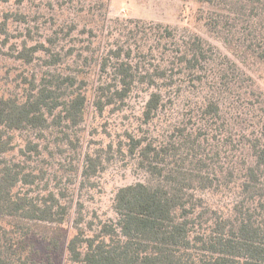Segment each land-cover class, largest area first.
Returning <instances> with one entry per match:
<instances>
[{"label": "trees", "instance_id": "trees-1", "mask_svg": "<svg viewBox=\"0 0 264 264\" xmlns=\"http://www.w3.org/2000/svg\"><path fill=\"white\" fill-rule=\"evenodd\" d=\"M192 1L211 33L264 62V0ZM78 3L90 15L105 6ZM12 15L26 19L3 14V44ZM128 21L134 25L126 27L128 36L146 38L147 47L116 41L95 53L89 42L77 52L73 46L63 52L61 40L72 38L78 28L72 20L53 29L47 43L24 38L11 47L15 59L26 64L43 52L47 68L40 75L23 76L29 85L23 95H0V153L14 150L15 132L44 137L54 126H79L88 105L89 76L95 77L92 104L98 112L108 106L122 109L135 86L145 84L153 90L141 110L140 128L124 131L118 151L135 159L148 180L117 188L112 208L116 218L99 220L96 226L82 224L79 203L74 233L65 246L69 264H264V90L198 33L178 35L168 24L146 27L139 20ZM29 28L25 35L30 39ZM80 32L96 35L88 23ZM68 57H74L72 66L66 64ZM179 98L185 101L183 118L153 134L152 122ZM235 98L244 101L254 122L238 138L228 116ZM63 134L72 143L69 133ZM25 146L19 149L24 160H0V264H42L34 257L29 236L40 234L49 247L57 248L60 226L71 207L47 183L45 193L35 192L43 172L35 173L27 161L40 154L39 144L27 138ZM102 150L84 154V179L104 168ZM222 188L235 193L229 206H216L204 195ZM85 227L92 233L86 234Z\"/></svg>", "mask_w": 264, "mask_h": 264}, {"label": "rangeland", "instance_id": "rangeland-1", "mask_svg": "<svg viewBox=\"0 0 264 264\" xmlns=\"http://www.w3.org/2000/svg\"><path fill=\"white\" fill-rule=\"evenodd\" d=\"M78 1L0 0V20L5 12L23 14L26 18L25 21L23 19L15 20L12 15L8 19L7 31L9 34L5 44L2 42L3 35L0 36V95H23L29 86L26 81H23V76L29 78L32 74L40 75L41 71L47 68L42 60L45 57L43 52L37 53L39 57L32 64H26L15 59V52L11 47H18L24 38H28L32 44L37 41L47 43L46 38L52 30L59 25L66 26L65 24L70 20L76 21L78 28L71 33L72 38L65 37L61 40V45L64 46L63 52L69 46L75 47L74 51L77 52L89 42H92L91 45L95 49V53L105 52L108 46L116 41L131 44L133 47L136 44L147 47L149 41H144L146 38H142L140 35L135 38L128 36L126 27L134 26L128 20H139L146 27L160 22L170 25L178 35L189 32L198 33L246 70L264 90V62L231 48L221 37L211 33L203 20L197 17L199 5L192 0H85L86 3L103 2L105 4L103 7L93 9L91 11L93 16L90 15L87 7L80 11ZM88 13L91 16L89 21L87 20ZM85 23L93 27L96 34L94 37L87 32H80ZM103 25L104 27H102ZM28 27L32 33L30 39L25 35ZM148 36H151V33H148L146 37ZM73 58L68 57L66 64L72 66ZM92 68L95 72L96 67ZM94 78V76H89V84L85 90L88 96V105L84 120L79 126L73 128L64 125L54 126L44 131V137L30 131L15 132L14 150L0 153V160L9 162L24 160L25 157L19 149L26 147L27 138L38 143L40 154H34L27 161L35 173H40L41 170L43 172L38 189L34 188L35 192L45 193L44 183H47L48 190H53L60 194L63 200L71 203L69 215L60 226V245L57 248L49 247V242L43 239L40 234H31L28 238L35 253L34 257L42 264H69L65 246L68 238L74 233V218L79 203L84 218L82 224L87 226L91 222L93 226H96L99 220L116 218L112 208L117 188L136 181L148 180L147 173L137 168L136 160L130 158L126 152L120 153L118 149L120 143L125 141V130L135 132L139 130L141 110H143L148 93L153 89L145 84H137L122 109L111 110V107L108 106L102 112H98L92 104ZM245 105L243 100L239 101L235 98L232 99L231 107L228 109L232 134L235 138H238L239 135L236 134L242 131L241 129H247L246 125L253 122V114ZM184 109L185 101L183 102L180 98L177 99L173 107L166 105L164 111L159 113V117L150 125L153 134L166 128L169 122L174 120L178 122L183 118ZM243 118H246V121ZM248 128L251 129L250 126ZM63 132L69 133L72 143H69ZM96 148H103L104 168L88 181L81 174L85 160L84 154L86 152L93 153ZM125 149L126 147L123 145L122 150L125 151ZM204 195L210 203L216 206H229L235 200L234 191L227 192L225 188L214 194L205 191ZM92 230V228L85 227L88 235L92 233Z\"/></svg>", "mask_w": 264, "mask_h": 264}]
</instances>
